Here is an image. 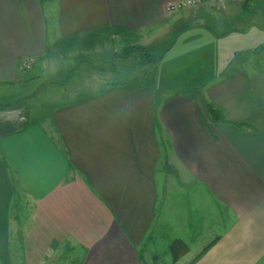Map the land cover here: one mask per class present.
I'll return each mask as SVG.
<instances>
[{
	"label": "crops",
	"instance_id": "0c3cea01",
	"mask_svg": "<svg viewBox=\"0 0 264 264\" xmlns=\"http://www.w3.org/2000/svg\"><path fill=\"white\" fill-rule=\"evenodd\" d=\"M182 1L0 0V264H155L180 242L186 257L196 227L222 232L194 264H264V0ZM92 34L110 60L151 52L153 79L30 106V70ZM183 64L194 84L165 87L161 67Z\"/></svg>",
	"mask_w": 264,
	"mask_h": 264
},
{
	"label": "rangeland",
	"instance_id": "374dc122",
	"mask_svg": "<svg viewBox=\"0 0 264 264\" xmlns=\"http://www.w3.org/2000/svg\"><path fill=\"white\" fill-rule=\"evenodd\" d=\"M43 4L46 13V6H48V4L46 2ZM46 19L47 21H50L49 15ZM175 34L176 33L170 35L166 44H161L163 46H160L165 48L170 47L176 39ZM90 36L91 37L86 36L81 40L70 41L66 45L60 44V46H57L59 48L50 52L51 60L52 55L55 56L58 54L57 58L53 59V61L47 59L48 62L42 68L36 66V68L30 70L31 72L28 73L29 76L30 74L39 75V81L23 87L19 93L21 95H29L28 100L30 106L43 113L61 103L69 102L70 98L75 95L78 96L89 92H95L98 88L103 86L105 82L116 81L123 84H144L149 83L150 80L153 79V77L151 78V72H153L154 65L149 61L145 62L146 54H150L151 52H148L147 50H139V48L144 47L141 45L135 46L138 50L133 52V55H129L127 58L124 56L125 59L112 57L110 60L111 56L109 55V52L113 50L112 46L114 43H112L107 36H101L98 34H92ZM160 52L155 49L153 54H159ZM177 53L179 52L176 51V54ZM173 57L176 56L171 54L169 59L173 60ZM178 61L179 59L176 57L175 62ZM183 66L184 64L176 66V69L180 71V75H177V72H175L174 69L172 70L169 66L168 69H166V65L161 67V73L165 74L163 76L168 78L167 81H163L165 87L168 86V88L176 89L179 86L183 87L188 84H194L193 81H191L192 78L190 79L188 76L183 77L181 72ZM149 73H151V75ZM177 77H179V79H177ZM176 92L179 95L182 94L178 91ZM16 94H18L17 88H12V91H10L7 96H13L16 98ZM171 94L173 93H170V95ZM46 96L49 98H46ZM200 198L202 201L204 200L202 194L200 195ZM185 199H189V195H186ZM207 202L208 201L205 199L204 203L206 205ZM197 220L196 222L198 224ZM188 227L190 228V226ZM191 227L195 229V227ZM183 229L184 227H182V230ZM199 231V227H196L194 233L189 232L191 235L190 238H194V240H190L187 236L191 251L186 257H182L176 262H174V256L178 254V249L176 250L177 252H174V250L170 252V249H167L166 247H163L158 251L150 249L151 253L159 255V260L155 264H188L215 236H217L218 233L222 232L221 229L217 230L216 227H213L212 232L209 233L210 236L196 241L195 237L199 234ZM160 243L161 245H164L162 241ZM154 248L156 249V247ZM148 255L149 256L145 257V259L151 263V254ZM78 259L77 255H74L72 259H61V262L60 260H57L54 264H76ZM49 262L52 263V259H49Z\"/></svg>",
	"mask_w": 264,
	"mask_h": 264
},
{
	"label": "trees",
	"instance_id": "16d2710c",
	"mask_svg": "<svg viewBox=\"0 0 264 264\" xmlns=\"http://www.w3.org/2000/svg\"><path fill=\"white\" fill-rule=\"evenodd\" d=\"M139 50L144 51L143 48H139ZM158 58L155 57H151L150 55L146 54V61L145 62H153V61H157ZM206 110L207 113L209 115V118L212 122L216 123H229L227 121V119L225 118L223 112L219 109H217L215 106H213L212 104H207L206 105ZM217 239L211 241L210 243H208L203 249L202 251L194 258L192 259L188 264H194L195 262H197L206 252L207 250L216 242ZM178 251H180V249H182V254L180 255H176L174 256V262H176L178 259L182 258V255L186 254L188 252V247L183 243L180 242L178 244H176ZM174 248V246H173ZM176 252V251H174ZM179 253V252H178Z\"/></svg>",
	"mask_w": 264,
	"mask_h": 264
},
{
	"label": "built area",
	"instance_id": "2783aa9c",
	"mask_svg": "<svg viewBox=\"0 0 264 264\" xmlns=\"http://www.w3.org/2000/svg\"><path fill=\"white\" fill-rule=\"evenodd\" d=\"M239 1L240 0H185L181 3H177L176 5H172L171 8L180 9L186 7H194L204 3L215 10H222L228 4L238 3Z\"/></svg>",
	"mask_w": 264,
	"mask_h": 264
}]
</instances>
